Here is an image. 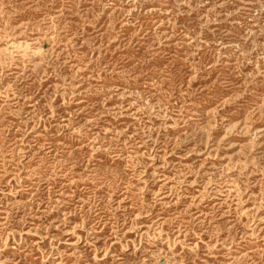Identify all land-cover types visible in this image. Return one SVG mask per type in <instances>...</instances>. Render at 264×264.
<instances>
[{"label": "rangeland", "instance_id": "rangeland-1", "mask_svg": "<svg viewBox=\"0 0 264 264\" xmlns=\"http://www.w3.org/2000/svg\"><path fill=\"white\" fill-rule=\"evenodd\" d=\"M0 264H264V0H0Z\"/></svg>", "mask_w": 264, "mask_h": 264}]
</instances>
